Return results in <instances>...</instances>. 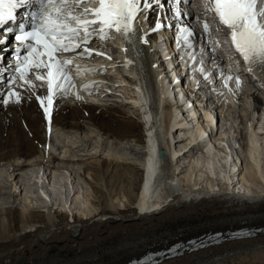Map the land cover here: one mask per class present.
<instances>
[{
	"label": "bare ground",
	"instance_id": "6f19581e",
	"mask_svg": "<svg viewBox=\"0 0 264 264\" xmlns=\"http://www.w3.org/2000/svg\"><path fill=\"white\" fill-rule=\"evenodd\" d=\"M154 13L149 14L147 23L152 22ZM147 23L142 25L138 37L147 34ZM141 47L145 53L143 73L148 83V93L144 88L135 93L131 78L125 84L121 83L120 87L124 90L121 92L127 94V105L140 112L137 116L122 112L116 106L92 104L88 99L72 98L70 104L60 96L54 100L49 130L35 96L24 93L26 99L22 105L0 107L3 114L0 115L3 117L0 119V167L7 168V177H0V264H19L20 260L24 264H124L146 252L157 251L207 232L264 226V195L258 191L254 192V196H248L241 193L242 189L237 191L235 188L241 183L247 185L250 180L261 185L264 182L261 168L264 162V109L259 97L261 93L264 94V81L260 79L259 71L253 76L249 96L253 97L254 112L259 113L261 121L259 118L258 122L250 120L247 123V151L252 164L246 163L240 172L233 166L232 158L221 154L212 142V137L215 139L216 135L208 132L211 130L210 124L215 123V116L207 107L201 111L195 102L189 106V97L184 101L182 93L178 99L167 74L163 73L161 67L153 69L157 61L154 60L155 52L159 56L158 46L150 47L146 43ZM14 68L0 49V98L8 90L5 77H10ZM204 69L202 75L211 79V68ZM117 71L112 72L121 73ZM199 73L196 69L191 72L190 81L194 88L202 83ZM33 82L37 84L36 94L45 95L46 86L41 87L40 82ZM96 87L98 84L86 90H95ZM238 89H243L242 84L237 88L236 82L229 83L225 97L227 105L236 100ZM159 90L162 91V99L158 101ZM150 94L153 106L152 110H147ZM91 98L93 101L100 100V96ZM180 101H183L182 105ZM203 103L204 100L198 104ZM200 112H203L207 128L198 122ZM151 118L156 125L154 130L148 131V146L145 145L143 122ZM179 128L187 133L177 135ZM54 132L61 139L60 143L55 140ZM223 133L221 139L224 138ZM167 135L173 145L171 147ZM78 143L87 149V154L83 156L95 155L81 161L80 172L95 194L92 201L94 213L87 211L90 214L88 218L85 216L89 214L70 216L64 212L53 213L50 209L40 213L22 203L18 198L17 184L9 179L34 163L39 168L46 165L51 167L58 159L56 153L60 150H63L64 157L58 160L77 165L76 161L79 160H73L76 155L72 151ZM195 145L196 148L202 145L203 150L195 149ZM91 147L92 151L88 152ZM147 149L150 155L146 159L144 152ZM158 151H163V157L158 156ZM121 152H126V156ZM104 153H108V157L101 160ZM61 154L62 151L58 153ZM129 160H141V165L131 164ZM185 161L189 164L188 172L183 171ZM199 165L211 174L222 176V184L212 183V189L207 191L197 189L199 182L182 187L178 176L183 174L191 180L194 167L198 168ZM144 171L145 184L140 195ZM86 174L89 177L86 178ZM75 230L79 231L77 236H74ZM160 264H264V236L224 242Z\"/></svg>",
	"mask_w": 264,
	"mask_h": 264
},
{
	"label": "snow or ice",
	"instance_id": "6c2138e0",
	"mask_svg": "<svg viewBox=\"0 0 264 264\" xmlns=\"http://www.w3.org/2000/svg\"><path fill=\"white\" fill-rule=\"evenodd\" d=\"M181 2L172 0L175 23L167 22L168 18H161L157 12L154 25L147 31L174 28L176 42L190 49L194 46L196 33L181 20ZM33 3L39 6V11L27 14L26 18L30 17L31 20L29 30H26L23 22L18 25V32L14 36L17 42L15 68L8 80V90L0 98V107L22 105L26 99L24 93L35 96L49 130L54 100L73 94L75 85L70 68L76 60L93 56L111 59L93 45L96 42L104 44L110 39L111 32L119 34L129 45L135 44L142 25L149 20V14L165 6L161 0H0V29L10 22H16L17 9ZM209 13L218 21L215 31L228 30L231 45L248 65V71L255 76L258 70L260 79L264 81V0H205V17ZM211 30L205 20L203 32L210 33ZM10 34L11 28L0 31V45L6 44ZM139 39L148 43L143 37ZM21 49L25 51L23 56L20 55ZM188 55L195 61L192 53ZM127 63L131 64L132 61L128 60ZM75 71L81 74L93 70L75 64ZM197 71L203 74L205 69L201 66ZM221 75L224 76V87H228L234 77L223 72ZM30 76L39 81L41 87L46 86L45 95L36 94L37 84ZM204 79L208 80L209 77L205 75ZM235 82L239 88V77L235 78ZM91 86L86 84L84 88ZM74 95L77 100L82 99L78 92Z\"/></svg>",
	"mask_w": 264,
	"mask_h": 264
},
{
	"label": "rangeland",
	"instance_id": "374dc122",
	"mask_svg": "<svg viewBox=\"0 0 264 264\" xmlns=\"http://www.w3.org/2000/svg\"><path fill=\"white\" fill-rule=\"evenodd\" d=\"M219 86H221V84ZM116 90L120 92L121 94H123L124 96L127 95L121 92L122 88L115 89L114 91L116 92ZM243 90L246 92L244 94V100L242 98L236 99L235 103L233 104L229 103L227 105V102H226L225 106H223L221 105L222 96L220 98L218 97L217 99L218 104L216 106L217 107L216 111L220 112L221 115L224 116L222 121L228 127L227 129L224 130L223 126H225V124H222V129L220 133L224 132L223 133L224 141L223 139H221L220 133L216 134L215 139L214 137H212V142L214 143V145H216V148L218 147L217 150L220 149L221 154H223L224 156L229 155L230 158H232L231 162L233 166H236V171L240 170V172L244 168L246 163L247 165H249L250 162L252 164V161L250 160L251 156L249 152L247 151L248 150L247 142L249 141V134H248L249 132L247 131L248 130L247 123L250 120L252 121L254 120V122H258L259 120V116H258L259 114L257 113L255 114L254 109H253V105H254V102L252 100L253 97L249 96L250 90H248L247 87H244ZM122 91L124 92V90ZM204 92L206 94H213L215 96L218 95L219 93L222 94V90H220V88L217 89L216 87L205 88ZM262 95L260 94L261 99L264 97ZM111 99H115V100H111ZM116 99L117 98H113V97H109L108 99L104 97L102 100L100 99L98 102L100 103L102 107H107V106L115 107L116 106L118 107V110H121L122 112L123 111L128 112L129 114H132L134 116H137L138 114H140L139 111L127 105L129 104L128 102L116 101ZM125 100L127 99L125 98ZM66 102H69L70 104H72V99L70 101L69 98H66ZM208 111L211 112L213 116H215V114H213L212 111H210L209 109ZM1 113L2 111H0V115L3 116V114ZM1 116H0V119L1 118L3 119V117ZM185 116H188V114H185ZM198 118H199L198 122H201L202 123L201 125L207 128L208 124L205 121V119H202L200 121V117ZM210 125L212 127L214 124L213 125L210 124ZM53 134H54L55 140L60 143L61 139L58 137V135H56L55 132ZM262 137H264V135H262ZM215 140L216 141L219 140V141L216 142ZM72 141L73 139L70 140L71 145H72ZM262 142L264 145V139L262 140ZM73 148L74 149L72 152L74 153V155H76L75 158H73V160H79V161H76L77 165H72L66 161L58 160L59 158L63 159L64 157L63 150H60L56 153V157L58 159L54 160V163L51 164L52 165L51 167H48V165H46L42 168H39L34 163V165H31L28 169L18 172L17 175L9 179L10 182L17 184L18 198L20 199L22 203L27 204L28 206H30V208H33V210L37 212L40 211V213L46 212L49 209L52 210L53 213H55L56 211L64 212L70 216L73 214L85 216V215H88L90 212L94 213L95 207L93 206L92 201L95 197L94 196L95 194L91 186L89 185L88 181L85 179V177L80 175V172H81V168L83 165L81 161H86L92 157H95V155L83 156L87 154V149L85 148V146H82L81 143L75 144ZM61 151H62V154L58 155V153ZM91 151H92V147L88 149V152H91ZM122 153H125V154H122ZM121 154L123 156H126V152H121ZM99 155L100 154H98V158H99ZM101 157H102L101 160L104 157H108V153H104ZM130 157L132 156H129V158ZM262 158L261 159L264 160V154ZM135 160L133 161L129 160V163L136 164V165L141 163V160L139 161L138 160L135 161ZM188 161L184 162V165H183L184 167L182 166L184 172H188V169H189ZM262 163H261V168L264 171V165ZM57 167H60V169L57 170L56 169ZM195 168L196 167H194L193 169L194 174H193V177L190 178L191 180L185 178L183 174L178 176V182L182 187L186 185L193 186L195 182H199L197 189L207 191V190L212 189L210 186L212 185V183L213 184L220 183V185L222 184V176H220L219 174H216V175L211 174L208 170L203 168L202 165H199V167L196 169ZM6 169L7 168L5 166L0 167V177L2 178L7 177ZM242 174H240L239 177L238 176L237 177L240 178ZM88 175L89 174L85 175L86 178L89 177ZM53 177H55V179H53ZM208 177H210L212 180H210ZM241 184H238L237 186H235V188L237 187L236 188L237 191L239 188L242 189V192H241L242 194L245 193L248 196H254L253 195L254 192L259 191L258 193H262L264 195V182H262V185H261L258 182L250 180V182L247 185L245 184L241 185ZM55 194H57L56 198L54 197ZM87 211H89V213ZM137 212L138 213L141 212L139 208H137ZM85 217L86 218L90 217V214ZM19 264H24L23 260H20Z\"/></svg>",
	"mask_w": 264,
	"mask_h": 264
},
{
	"label": "water",
	"instance_id": "95a60500",
	"mask_svg": "<svg viewBox=\"0 0 264 264\" xmlns=\"http://www.w3.org/2000/svg\"><path fill=\"white\" fill-rule=\"evenodd\" d=\"M163 155H164L163 151H160V152H159V156H160V157H163ZM78 233H79V231H78V230H75V232H74V236H77Z\"/></svg>",
	"mask_w": 264,
	"mask_h": 264
}]
</instances>
